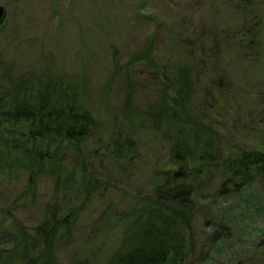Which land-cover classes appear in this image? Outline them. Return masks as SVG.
I'll return each instance as SVG.
<instances>
[{
  "label": "rangeland",
  "instance_id": "374dc122",
  "mask_svg": "<svg viewBox=\"0 0 264 264\" xmlns=\"http://www.w3.org/2000/svg\"><path fill=\"white\" fill-rule=\"evenodd\" d=\"M254 1L260 3L255 13L242 16L238 1L225 0H0L5 12L0 23V84L5 73L14 78L28 70H48L77 84L95 121V137L87 145L96 157L88 162V174L102 185L77 218L70 242L57 244V264H102L112 245L98 254L85 249L92 222L107 207L115 214L127 212L136 196L149 195L151 173L167 162L170 144L148 127L133 137L137 159L132 166L119 168L106 149L113 123L121 119L127 74L140 83V110L159 100L153 70L143 62L127 65L148 48L152 35L151 55L159 69L169 70L186 58V51L175 47L177 38L187 42L199 64L205 61L195 77L196 101L226 135L221 154L263 143L264 0ZM245 40L256 47L240 45ZM50 182L39 180L35 192L23 198L24 174L1 178L0 211L10 210L22 227L32 229L52 196ZM251 191L262 201L264 175H257L239 196L216 198L217 184L197 196V243L186 264H264V209L254 213L238 208ZM214 232L227 238L216 242ZM215 246L218 250L213 251Z\"/></svg>",
  "mask_w": 264,
  "mask_h": 264
},
{
  "label": "trees",
  "instance_id": "16d2710c",
  "mask_svg": "<svg viewBox=\"0 0 264 264\" xmlns=\"http://www.w3.org/2000/svg\"><path fill=\"white\" fill-rule=\"evenodd\" d=\"M225 1H238L242 16L253 15L260 6L254 0ZM154 39L152 35L148 48L127 65L143 62L153 70L159 100L140 110L136 101L140 83L127 74L121 119L113 123L114 135L106 149L119 168L132 166L137 159L133 137L148 127L170 144L169 156L151 173L149 195L136 196L127 212L115 214L107 207L92 222L85 249L98 254L112 245L102 264H186L197 243L193 227L197 196L212 184L218 185L216 198L239 196L257 175H264V141L258 148L238 149L227 156L220 153L226 135L196 101L195 77L205 61L199 64L187 42L177 38L175 47L183 48L186 58L169 70L159 69L151 55ZM251 44L240 42L256 47ZM36 70L14 78L5 73L1 78L0 179L24 174L23 198L35 192L39 180H50L52 196L44 205L42 220L32 229L22 227L10 210L0 211V264H57V244L70 242L77 218L102 185L88 174V162L96 154H89L87 145L95 137V121L86 98L70 80ZM257 196L251 191L240 197L238 208L259 213L264 197L256 201ZM220 209L218 217L224 215ZM212 236L216 242L227 238L215 232Z\"/></svg>",
  "mask_w": 264,
  "mask_h": 264
},
{
  "label": "water",
  "instance_id": "95a60500",
  "mask_svg": "<svg viewBox=\"0 0 264 264\" xmlns=\"http://www.w3.org/2000/svg\"><path fill=\"white\" fill-rule=\"evenodd\" d=\"M4 14H5V12H4V8H3V6H0V23L3 21V19H4Z\"/></svg>",
  "mask_w": 264,
  "mask_h": 264
}]
</instances>
